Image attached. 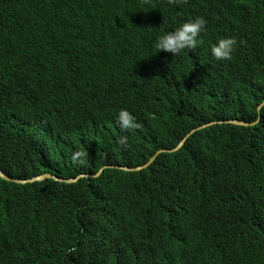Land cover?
Listing matches in <instances>:
<instances>
[{
  "label": "trees",
  "instance_id": "trees-1",
  "mask_svg": "<svg viewBox=\"0 0 264 264\" xmlns=\"http://www.w3.org/2000/svg\"><path fill=\"white\" fill-rule=\"evenodd\" d=\"M263 100L264 0H0V264H264Z\"/></svg>",
  "mask_w": 264,
  "mask_h": 264
},
{
  "label": "clouds",
  "instance_id": "clouds-1",
  "mask_svg": "<svg viewBox=\"0 0 264 264\" xmlns=\"http://www.w3.org/2000/svg\"><path fill=\"white\" fill-rule=\"evenodd\" d=\"M181 2L182 0H169L170 4L179 5ZM205 25H206V20L203 17H196L194 19H190V20L180 23L173 30L165 31L161 33L160 35L156 37V40H155V49H156L155 53L158 51H164V52L170 53L171 56H173V55L179 54L182 50L194 49L195 47H197L198 37L205 30ZM235 44H236V40L234 37L220 38L214 44L211 45V48H210L211 55L216 60H229L231 58V53L233 51V47ZM263 103H264V100L259 105L258 110ZM182 107H183V104H179V105H176V107H174L175 118L178 121L182 120V117H181ZM116 119L118 121L119 127L122 129H131V128L136 127L135 118L127 109H120L117 113ZM243 121L233 120V121H230V123L236 126L255 127L260 122L259 117L255 122L250 123V122H243ZM209 125L210 124L206 123L204 125L200 124V125L193 127L191 132H189L185 137H183L173 147L160 148L155 153V155L158 156L161 153H177L183 147V145L185 144V142L187 141L188 137L191 134L199 130H202V129L204 130ZM80 156H82V153L76 152L73 154L72 160L76 161L77 157H80ZM152 162L149 161L148 163H145L143 166H139L137 169H134V170H140L142 168H145ZM125 169L130 170V168L128 167ZM80 176H86V174H82Z\"/></svg>",
  "mask_w": 264,
  "mask_h": 264
},
{
  "label": "water",
  "instance_id": "water-1",
  "mask_svg": "<svg viewBox=\"0 0 264 264\" xmlns=\"http://www.w3.org/2000/svg\"><path fill=\"white\" fill-rule=\"evenodd\" d=\"M156 155L153 156L150 160V162H152L154 159H155ZM101 171V170H100ZM0 175L4 178V179H9L7 176L4 175V173L0 170ZM45 177H53L55 178L56 180H59V181H64V182H72L74 181L75 179H63V178H60V177H57L56 175H52V174H43V175H40L39 177H35V178H31V179H28V180H20V181H17V182H20V183H23V182H26V181H35V180H42L44 179Z\"/></svg>",
  "mask_w": 264,
  "mask_h": 264
}]
</instances>
